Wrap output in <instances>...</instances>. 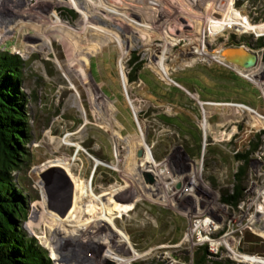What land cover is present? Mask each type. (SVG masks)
<instances>
[{"label": "rangeland", "instance_id": "374dc122", "mask_svg": "<svg viewBox=\"0 0 264 264\" xmlns=\"http://www.w3.org/2000/svg\"><path fill=\"white\" fill-rule=\"evenodd\" d=\"M93 1L109 8L121 1L135 20L112 17L110 25L90 20L85 55L77 60L79 32L89 20L78 0H0V46L26 61L20 89L27 101L32 154L28 166L13 174L29 197L25 229L53 264H193V251L203 244L238 264H264V213H258L264 142L251 161L244 199L236 207L220 200L237 170L234 154L264 129V48L245 45L261 58L249 70L217 53L264 35L241 24L244 19L264 24L258 20L263 0L240 7L238 0H85ZM159 7L167 13L160 14ZM231 8L239 21H232ZM211 20L224 24L210 31ZM46 24L54 28L49 33ZM129 31L132 40L126 37ZM135 58L165 84L179 86L184 105L166 102L161 89L155 92L141 78L130 83L128 69ZM213 64L239 71L251 85L222 98L209 94L205 84L200 83L202 92L174 80L181 72L194 75L200 65ZM151 92L162 100L158 106L149 101ZM178 109L191 115L201 131L200 152L197 140L180 136L156 117ZM140 147L154 163H162L157 170L163 173L153 167L139 170ZM159 180L168 185H157ZM75 209L77 216L65 219ZM203 221L211 224L206 232H190ZM99 231L105 236L96 238ZM240 254L261 261H238Z\"/></svg>", "mask_w": 264, "mask_h": 264}, {"label": "trees", "instance_id": "16d2710c", "mask_svg": "<svg viewBox=\"0 0 264 264\" xmlns=\"http://www.w3.org/2000/svg\"><path fill=\"white\" fill-rule=\"evenodd\" d=\"M246 1L251 0H238L237 6L240 7ZM258 20L264 21V13ZM242 42L244 44L238 43V45L264 48V35L258 37L254 43L246 39ZM25 66L26 61L21 56L9 47L2 49L0 46V264H53L50 255L24 227L29 217V197L21 180L15 179L13 175L28 166L32 154L29 148L32 141V129L27 116V101L24 92L20 89ZM195 71L194 75L181 72L174 80L182 86L184 84L194 85L202 89V92L206 89L200 83L205 84L204 86L210 89L207 90L209 94L222 98L233 96V92H244L246 86L251 85L236 71L219 64L200 65ZM138 78L146 81L157 93L161 89L162 96L165 99L168 98L166 102L172 103L175 107L184 105V91L179 86L165 84L152 72L145 70L142 63L137 62L135 58L128 69V81L133 83ZM202 92L198 91L200 96ZM148 99L154 106L162 102L153 92H151V98ZM156 117L164 124L177 128L180 136L189 135L190 138L197 140L200 152L201 131L191 115L186 114L184 109H178L174 115L163 112L157 114ZM193 131H196V134ZM263 142L264 129L252 136L245 150L234 154V160L238 166L233 173L232 186L221 192L222 203L236 207L244 199L251 161ZM183 148L189 155H192V147L189 144L183 145ZM185 258L189 259V257ZM193 264L238 263L212 253L209 246L203 244L194 249Z\"/></svg>", "mask_w": 264, "mask_h": 264}, {"label": "bare ground", "instance_id": "6f19581e", "mask_svg": "<svg viewBox=\"0 0 264 264\" xmlns=\"http://www.w3.org/2000/svg\"><path fill=\"white\" fill-rule=\"evenodd\" d=\"M79 2H77V0H76V2H77V6H78V8H80L81 10L82 9H84V10H86V12H87V15L89 16V20L87 21V22H85L86 23V25H84V23H83V27H82V29H83V31H84V33H82V32H79V36H78V40H77V43H78V49H80L81 48V51H79V52H76L77 53V55H76V59L77 60H80L81 58H82V56L83 55H85L84 54V51H83V49L85 48V46L87 45V38H86V36H88L89 37V35H87L88 33H89V31H90V29H92V27H93V25H91V22H92V20H94V19H96V20H100V21H102V22H104V24L106 25H110V24H113V22H112V20H115L116 18L115 17H123V19H125V20H127V21H130V22H133L134 23V20L135 19H133V17H132V12H129L128 10H126V9H124V4H121V1L118 3H116V6H118L117 8H109V7H106V6H104V4H101L99 1H93V2H90L89 4L87 3V2H85V0L83 1V0H78ZM224 2H226V0H223ZM222 1V2H223ZM227 1H229V0H227ZM231 1V0H230ZM141 2V1H140ZM129 2H127V3H125L126 5L128 4ZM164 8H162V9H160V7H159V13H160V11H163L164 13H167V11L166 10H163ZM39 10V9H38ZM147 10V9H146ZM190 11V10H189ZM230 11V12H229ZM229 14H230V16H231V18H232V21H236V20H238L239 19V16H238V14L237 13H235L234 11H233V9L231 8V9H229ZM161 14V13H160ZM197 15V14H196ZM44 17V18H43ZM112 17H113V19H112ZM150 17V16H149ZM158 17H160V15L158 16ZM171 17H175L174 18V20H176V15L175 16H173V14H172V16ZM40 18V17H39ZM46 17L45 16H41V18L40 19H42L43 21L44 20H46L45 19ZM151 18V17H150ZM155 19H157V17L155 16L154 17ZM112 19V20H111ZM91 20V22H89ZM245 20V19H244ZM242 21L241 20V24L243 25V27H247V28H249V29H251V30H255V31H260V32H263L264 31V24H260V25H257V26H253L252 24H250L249 22H246V21ZM239 21V20H238ZM49 22V21H48ZM211 24L209 25V29H210V31L211 30H214V31H216V30H218L219 28H221V26L224 24V22L223 21H221V20H211ZM47 23V22H46ZM168 23H170V22H168ZM235 23V22H234ZM44 24V23H43ZM100 24V23H99ZM103 24V25H104ZM122 24H124L123 22H122ZM235 24H238V22H236ZM101 25V24H100ZM148 25V24H147ZM146 25V26H147ZM239 25V24H238ZM49 26L50 25H48V24H46L45 25V29H44V31L46 32V33H49L50 32V30H52V29H54V28H52L51 29V26H50V28H49ZM55 26V25H54ZM84 26H86V27H84ZM141 26H142V24H141ZM148 26H150V25H148ZM171 26V25H170ZM94 28H96V27H94ZM81 29V30H82ZM86 31V32H85ZM130 33H128V34H126V37L127 38H130V40H132V38H133V35H132V33H131V31H129ZM155 32V31H154ZM264 33V32H263ZM73 34V33H72ZM74 35H76V34H74ZM86 38V39H85ZM89 39V38H88ZM199 40V39H198ZM67 41V40H66ZM198 41L197 40H194V43H197ZM72 43V42H71ZM74 45V44H73ZM193 46V45H192ZM72 48V47H71ZM75 48V47H74ZM73 49V48H72ZM153 49H155V48H153ZM202 49V48H201ZM200 50V49H199ZM72 52V51H71ZM74 52V51H73ZM72 52V53H73ZM155 52H156V49H155ZM206 52V51H205ZM201 54H204V55H206V53H204V50H202V52H200ZM75 54V53H74ZM73 54V55H74ZM208 54V53H207ZM72 55V56H73ZM203 56V55H202ZM215 57V56H214ZM213 57V58H214ZM219 58V57H218ZM162 59V58H161ZM163 60V59H162ZM162 65V64H161ZM141 145L143 146V144L141 143ZM131 156H132V154H131ZM129 159H131V157H129ZM130 161V160H129ZM134 162V161H133ZM135 163V162H134ZM130 165H131V163H130ZM162 165V163H154V160H153V158L150 156V153L148 152V150H146V153H145V155H144V157H142L140 160H139V170H141V169H148V168H151V167H153L154 169H158V168H160V166ZM159 170V169H158ZM157 170V172L159 173V174H161V173H163V172H159ZM190 182V181H189ZM191 183H194L193 182V180H191ZM164 185V186H167L168 184L166 183V182H162V181H160L159 180V184H157V185ZM193 185V184H192ZM79 186V185H78ZM82 190H83V185H81V187H80ZM85 190H83V192H84ZM94 192V191H93ZM261 192V191H260ZM88 193V192H87ZM92 194V193H91ZM84 195V194H83ZM259 199H263V201H258V209H259V211H258V213L259 214H262V213H264V192H261L260 194H259ZM97 202H99V203H101V200L100 199H98V201ZM257 204V203H256ZM101 205V204H100ZM94 210V209H93ZM96 210V209H95ZM71 211V210H70ZM94 212V211H93ZM74 215H73V214ZM79 213V211H78V209H75V210H73V212H70L68 215H66V218L65 219H67V218H72V217H75V216H77V214ZM110 213H111V211H110ZM109 213V214H110ZM263 215V214H262ZM60 220V225H63V226H70V225H68V224H65V223H62V221L64 220H62V219H59ZM108 222H110V223H112L113 225H115V223H114V220L112 219V218H108V219H106ZM68 221V220H67ZM209 223V222H208ZM73 226H75V225H73ZM93 226V225H92ZM208 226H209V224H207V226H205V227H203V229H205V228H207L208 229ZM94 227V226H93ZM74 231L76 230V229H73ZM105 235L101 232V231H99V232H96V238L97 237H104ZM106 239V238H105ZM60 240V244H62L63 243V241H64V238H60L59 239ZM67 240V239H66ZM120 241V240H119ZM66 242V241H65ZM106 244H107V246H108V248H110V249H112V250H116L115 248H114V246H113V244H111V243H109L108 241H106ZM117 244V243H116ZM215 244H219V242H217V243H215ZM47 245V244H46ZM48 248L49 249H52V251H53V247L51 246V245H48ZM53 253V255H54V252H52ZM115 259V258H114ZM123 259V258H122ZM119 260V259H118ZM250 261H254V262H259V261H261V258H259V257H257V256H254V257H250ZM124 262V261H123ZM122 261H119V262H117L116 264H124Z\"/></svg>", "mask_w": 264, "mask_h": 264}, {"label": "water", "instance_id": "95a60500", "mask_svg": "<svg viewBox=\"0 0 264 264\" xmlns=\"http://www.w3.org/2000/svg\"><path fill=\"white\" fill-rule=\"evenodd\" d=\"M219 55L222 56L225 62L234 64L246 70H249L261 62L260 53L256 50L246 47L245 45H235L222 48L218 51ZM239 75V71H236ZM243 76V75H242ZM249 78L248 76H244ZM145 145L150 151V146L145 141ZM145 154V148L140 147L138 151V157H142ZM190 251H187L186 254H190Z\"/></svg>", "mask_w": 264, "mask_h": 264}, {"label": "built area", "instance_id": "2783aa9c", "mask_svg": "<svg viewBox=\"0 0 264 264\" xmlns=\"http://www.w3.org/2000/svg\"><path fill=\"white\" fill-rule=\"evenodd\" d=\"M197 221H200V218H198L197 219ZM207 224H209V226H208V228L210 227V223H208V222H205V221H203V222H201V223H199V222H197V224H196V227L193 229H190V232H192L193 233V231L194 230H197V229H203V227H205V226H207ZM208 229H203V231H207ZM217 243V242H216ZM215 245H217V249H218V246L220 245V244H215ZM209 250H210V248H209ZM211 251V250H210ZM212 253H214V254H219L217 251H215L214 252V250H212L211 251ZM219 255H221V254H219ZM250 259V256L249 255H246V254H240V255H238V257H237V260L238 261H248Z\"/></svg>", "mask_w": 264, "mask_h": 264}]
</instances>
